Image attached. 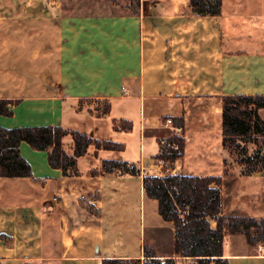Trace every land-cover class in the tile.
<instances>
[{
    "label": "crops",
    "instance_id": "0c3cea01",
    "mask_svg": "<svg viewBox=\"0 0 264 264\" xmlns=\"http://www.w3.org/2000/svg\"><path fill=\"white\" fill-rule=\"evenodd\" d=\"M221 1L218 16L203 17L189 0H142L135 8L113 0H0V99L18 101L10 117L0 116L1 127L59 126L115 143L121 140L108 134L105 121L113 101L132 99L140 109V150L155 149L135 164L140 175L133 176L102 169L105 160L128 162L123 144L112 151L93 143L69 177L49 166L45 152L20 143L32 176L0 178V264L147 260L142 233L155 229L157 202L144 193V175L219 176L223 215L264 217L226 207L233 177L224 173V152L204 155L205 141L222 135V97L264 95V0ZM87 101H111L108 114ZM167 118L183 120L184 149L172 163L154 159ZM62 146L73 154L69 135ZM249 178H264V171ZM162 223L174 238L172 223ZM233 236L223 239L228 264H264V246L245 240L244 250L228 251ZM148 250L165 260L173 241L167 253Z\"/></svg>",
    "mask_w": 264,
    "mask_h": 264
},
{
    "label": "trees",
    "instance_id": "16d2710c",
    "mask_svg": "<svg viewBox=\"0 0 264 264\" xmlns=\"http://www.w3.org/2000/svg\"><path fill=\"white\" fill-rule=\"evenodd\" d=\"M221 0H189L190 10L199 16H218ZM17 100L0 99V116L10 117ZM104 110L110 104L104 101ZM264 109V95L223 96L221 103L222 147L229 156H237L242 175L264 171V119L259 111ZM173 125L183 127L182 118H171ZM72 139L73 154L68 156L62 146L63 137ZM27 143L32 150L47 154V162L53 169H60L64 176H76V160L86 154L94 143L96 149L121 151L122 145L110 141H93L88 135L65 130L59 126L4 128L0 126V178H29V164L19 152L20 143ZM185 140L170 136L165 144L159 143L154 159L172 163L182 156ZM175 145L177 149L171 146ZM248 145H255L252 154ZM226 166V161H224ZM105 172L139 176L135 164L122 160L102 162ZM226 174V169L224 170ZM222 178L219 176L163 175L142 177V187L148 198L157 202L158 215L164 222L172 223L174 229V256L192 258L195 264H228L223 258V239L226 235H242L250 246H264V217L225 216L221 213ZM216 226L212 228L210 222ZM144 264H172V259L156 258L152 250L144 249ZM189 260V259H188ZM101 264H140L139 260L105 259Z\"/></svg>",
    "mask_w": 264,
    "mask_h": 264
},
{
    "label": "rangeland",
    "instance_id": "374dc122",
    "mask_svg": "<svg viewBox=\"0 0 264 264\" xmlns=\"http://www.w3.org/2000/svg\"><path fill=\"white\" fill-rule=\"evenodd\" d=\"M90 3H93L95 5L96 3L103 4L105 1H111V0H89ZM138 1L142 0H113L114 3L119 4H126L130 7L135 8V5L138 3ZM114 89V88H113ZM110 93L112 95L117 94V89L115 87V90H112ZM86 106H89L92 110L100 113L104 110L105 103L104 101H87L85 102ZM111 104V101H110ZM114 107H113V113L110 115L108 119H106V124L108 126V134L111 137L120 139L121 141H116L115 143H121L123 144V157L126 159V161L130 163L137 164L142 158L148 157L149 155H154L155 149H143L140 150V135H139V127H140V109L137 105L136 101H133L132 99L127 100H115L113 101ZM124 111H129L128 116L126 115V120L120 119L123 115ZM262 119H264V111L261 113ZM120 117V118H119ZM116 119V120H114ZM118 123V124H116ZM46 126V125H42ZM118 128L119 133H115L116 131H113L111 128ZM164 130L161 131L159 134V142L162 140H165L170 137L174 136V132L171 130V128L164 126ZM143 136V131H142ZM142 142L147 145V140L144 142V139L142 138ZM152 145H154L153 141H151ZM69 144H66V148ZM260 148L263 150L264 153V142L260 143ZM195 149L199 148L198 144H195ZM193 148V146L190 148V150ZM248 152L249 154L256 149L255 145H248ZM208 152L213 153L215 156L217 153H223L224 152V158L226 161V172L230 173L233 177L231 181H229L226 184L225 192H224V201L226 207L230 208L233 204L237 205L238 209L241 210L244 213L253 214L258 213L260 215L264 216V178L261 179H254L249 178L251 175H242L241 170L242 167H240L238 163V157L237 156H229L225 153L224 150H222V135H220L218 138L213 137L205 141L204 144V155L205 157L208 156ZM215 163V160H214ZM240 175L245 178H240ZM247 177V178H246ZM136 197V196H135ZM138 205V199H135L134 202V215L135 220L138 221V216L140 211L137 208ZM259 218V217H258ZM214 221L210 222V226L214 225ZM153 223H155V229H149L146 228L145 231L142 233V247L145 245L146 249H149L150 247H153L155 251L158 253H167L171 246L173 237L166 228V225L162 223V220L158 216L157 213V207L155 204L154 209V220ZM216 226V223H215ZM245 248H247L244 237L241 236H233L229 241L226 243V249L230 252H236V251H242ZM173 255L169 256L168 258L164 259H172V264H176L175 257H178V264H189L190 258H185L182 256H174V252H172ZM189 259V260H188ZM160 260V259H159ZM140 264H144L146 262V259L139 260ZM163 261V260H161Z\"/></svg>",
    "mask_w": 264,
    "mask_h": 264
},
{
    "label": "built area",
    "instance_id": "2783aa9c",
    "mask_svg": "<svg viewBox=\"0 0 264 264\" xmlns=\"http://www.w3.org/2000/svg\"><path fill=\"white\" fill-rule=\"evenodd\" d=\"M164 126H167L169 128H171V130L174 132V135L176 136H181V128L180 127H176L173 125L172 119L171 118H167L164 122ZM161 144L164 145L165 144V140L161 141ZM173 149H177V147L175 145L171 146ZM161 162V161H160ZM119 173L121 174V172L119 171ZM189 264H195L194 260L192 258H190L189 260Z\"/></svg>",
    "mask_w": 264,
    "mask_h": 264
}]
</instances>
